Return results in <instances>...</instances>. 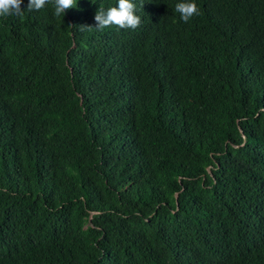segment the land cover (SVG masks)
<instances>
[{
  "label": "trees",
  "instance_id": "16d2710c",
  "mask_svg": "<svg viewBox=\"0 0 264 264\" xmlns=\"http://www.w3.org/2000/svg\"><path fill=\"white\" fill-rule=\"evenodd\" d=\"M132 2L0 17V264H264V0Z\"/></svg>",
  "mask_w": 264,
  "mask_h": 264
},
{
  "label": "clouds",
  "instance_id": "9594fccd",
  "mask_svg": "<svg viewBox=\"0 0 264 264\" xmlns=\"http://www.w3.org/2000/svg\"><path fill=\"white\" fill-rule=\"evenodd\" d=\"M23 0H0V17L23 16L21 7ZM51 4L54 8V15L64 16L66 10L76 7L77 0H28L27 11H39L46 5ZM143 7V6H142ZM136 5L132 0H118L116 6L105 9L100 6L95 13V27L90 25H80L81 31L98 30L115 26L118 29H136L141 19L135 14ZM175 11L180 14V19L187 23L192 17L199 15V8L191 0H183L175 5Z\"/></svg>",
  "mask_w": 264,
  "mask_h": 264
}]
</instances>
